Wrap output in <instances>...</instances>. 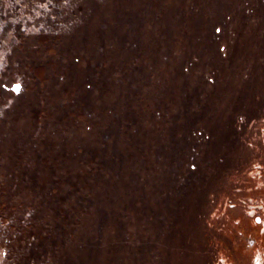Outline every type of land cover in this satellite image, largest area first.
Instances as JSON below:
<instances>
[{
    "label": "rangeland",
    "instance_id": "rangeland-1",
    "mask_svg": "<svg viewBox=\"0 0 264 264\" xmlns=\"http://www.w3.org/2000/svg\"><path fill=\"white\" fill-rule=\"evenodd\" d=\"M148 1L147 9H140L141 0H127L126 5L120 4L123 17L129 15L133 20L140 17L146 22L147 49L152 51L151 55L153 51L156 53V48L177 49V53L187 48L196 58L193 65L188 64L191 70L186 71V66L184 72L179 74L172 71L171 65L174 66V63L170 61V67L166 66L168 70L164 69V73H161V84L148 86L151 93L154 92L149 104L158 105L166 98L168 100L164 104H168L167 108L185 111L189 110V106L198 109L208 97L207 111L201 118L208 124L230 123L237 119L238 113L248 116L251 113L259 114L264 105V0H156L158 4L154 9L151 5L154 0ZM113 3L112 0H0V187L7 188L6 191L2 188V198L9 202L6 208L0 206V264H13L12 261L14 264H51V261L52 264H60L59 259L56 261V255L62 258L76 256L83 248L78 244L71 246L78 239L71 240L64 233V244L59 254H49L51 250H47L42 257L48 262L33 263L32 255L37 251L35 229L39 232V229L46 227L55 205L51 192L46 189L56 185L58 191L64 193L69 187L62 171L54 174L43 171L45 165L40 159L45 153H41L42 149L46 150L47 145H58L65 150L68 146L67 151L70 149L77 153L76 148L85 142L82 141L77 122H52L48 116L44 118L36 110L43 104H50L47 97L49 91L58 88V84L66 85L68 80L61 78V75H66V79L68 76L71 84L84 85L85 69L80 66L82 57L90 42L94 44L91 50L102 48V30H99L97 15L94 14L103 7L105 11H110L115 5ZM125 11L128 14L124 15ZM227 17H230L228 21ZM121 22L124 23L123 19ZM88 27H91L90 36L87 35ZM117 31L121 34L115 38L126 36L135 42L141 39L137 36L139 29L134 35L129 32V27H120ZM113 32L108 30L105 34L111 37ZM152 33L160 36L162 41L159 44L151 40ZM119 38L112 42V48L117 57L122 58L128 39L125 42V39ZM45 39L47 42H44ZM137 45L141 46L142 41ZM50 59L59 61V68L57 65L55 69L52 66L41 69L39 64H45ZM148 60L151 61L150 58ZM176 69L179 70V67L173 70ZM42 75L51 78L56 87L44 81ZM213 76L216 82L210 81ZM15 82H20L18 91L13 88ZM168 91H174L175 95H168ZM51 92L53 94L54 91ZM158 116L155 118L159 119ZM146 123L141 124L142 129ZM241 126V142H232L224 157L230 166L237 168L249 162L254 153L264 159V114L253 120L243 117ZM163 132L167 134L164 128ZM91 137L95 139L94 131ZM157 158L151 154L147 156L149 173L157 172L161 160ZM23 161L30 165L26 172L19 166ZM231 172L224 174L219 181L214 178L207 188L204 186L196 191L191 202L194 203L193 215L188 220L189 228L186 231L189 244L183 246L186 252L179 255V264H207L205 246L201 240L206 226L201 215L208 210L207 192L210 189L213 192H227L232 182L233 185L244 186L248 181L244 180L245 174ZM141 175L145 176L141 172L140 179ZM247 175L254 180V184L236 188L241 193L240 204L227 201L220 210H229L235 216H246L247 220L240 229L262 238V242L253 250L254 245L249 246L244 240L240 250L246 254L253 250L251 264H264V242L260 237V233L264 232V164L259 161L253 163ZM122 221L118 226L112 224L109 231L104 228L99 237L103 244L94 247L96 257L91 256L84 264H101L100 257L113 256L111 249L116 250L117 247L108 249L110 243L120 241L128 244L133 228ZM121 227L125 231L119 235ZM228 228L226 231L232 235L236 226L230 224ZM42 232L47 230L44 228ZM95 237L94 232L91 239L95 240ZM46 241L39 243L46 245ZM222 246L227 250L229 245L225 242ZM122 255L126 257L122 263L131 264L128 254L125 252ZM220 264L232 263L227 257H221Z\"/></svg>",
    "mask_w": 264,
    "mask_h": 264
},
{
    "label": "trees",
    "instance_id": "trees-1",
    "mask_svg": "<svg viewBox=\"0 0 264 264\" xmlns=\"http://www.w3.org/2000/svg\"><path fill=\"white\" fill-rule=\"evenodd\" d=\"M112 2L115 4L113 10L105 11L103 7L94 14L97 15L99 30H102V48L91 50L94 44L90 42L82 57L80 66L85 69L84 85L81 87L79 83L71 84L68 76L66 79V75H61V78L68 80L66 85L58 84V88L51 90L54 91L53 94L49 91L47 97L50 104H43L36 110L40 116H48L52 122H77L82 141L85 142L81 141L76 148L77 153L70 149L67 151L68 146L65 150L58 145H47L46 150L42 149L41 153H45L40 159L45 165L43 171L51 174L62 171L69 187L64 193H60L56 185L46 189L51 192V200L55 205L53 212L49 214L51 219L44 227L47 232H42L44 228L39 229V232L35 229L34 243L37 244V251L32 255L33 263L46 261L42 256L47 250H51L49 254H57L64 244L65 233L71 240L78 239L71 246L78 244L83 248L76 256L62 258L56 255V261L59 259L60 264H84L91 256L96 257L94 247L103 244L99 237L104 228L109 231L112 224L118 226L121 224L120 220H123L122 223L125 221L133 228L131 240L126 245L120 241L110 243L108 249L117 248L111 249L113 256L100 257L101 264H125L122 263L126 258L122 255L125 252L131 264H179V255L186 252L183 246L189 244L186 231L189 228L188 220L193 215L194 203L191 202L196 191L204 186L207 188L215 179L219 181L229 171L245 174L244 180L253 185L254 180L247 175L250 166L257 161L264 164V159L259 158L257 153L243 167L238 168L230 166L227 158L224 159L232 142L242 139L243 117L252 120L261 118L264 105L259 111L260 115L238 113L234 121L219 125L208 124L201 119L207 111L206 104L210 101L208 97H205L204 105L198 109L189 106V110H183L184 113L167 108L168 104H164L167 103L166 98L160 99L163 107L161 103L154 106L149 104L154 92L151 93L148 86L161 84V73H164L167 65L170 67V61L174 63V66L171 65L172 71L179 74L184 72L188 64L193 65L196 58L187 48L179 53L177 49L172 51L156 48V53L153 51L151 55L152 51L147 49L146 22L140 20V17L133 20L129 15H121V4L127 3V0ZM148 2L150 1L141 0L140 9H147ZM153 2L155 5L152 3V8L158 4L156 0ZM125 14L128 13L125 11ZM228 18L230 17H227V21ZM122 19L124 23L121 22ZM132 26L137 28H131ZM120 27H129L132 35L139 29L137 36L141 39L138 42L142 41L141 47L137 45L138 42L126 36L118 37L120 40L125 39V42L128 39L122 58L117 57L112 48L114 41H118L116 35L121 34L117 31ZM108 30L114 31L111 33L113 36L105 34ZM89 34L91 27L87 35L90 36ZM150 36L153 42L157 41L159 44L162 41L156 34L152 33ZM58 62L50 59L39 65L44 70L47 66L55 69L57 65L59 68ZM175 67H179V70H173ZM187 70L191 68L188 67ZM41 78L56 87L51 78L46 75ZM210 81L216 82L215 76ZM173 92L168 91L167 94L175 95ZM157 115L159 119L155 118ZM145 122L147 123L142 129L141 124ZM163 128L167 134L163 132ZM93 131L95 139L91 137ZM149 154L161 158L155 173L147 171ZM26 161L19 165L25 172L30 169ZM141 172L145 175H141L142 179ZM231 184L225 193L213 192L211 189L207 192L208 210L201 215V220L206 222L201 240L205 246L207 264H220L221 257H227L232 264H251L252 251L262 242V238L240 229L247 220L245 215L235 216L229 210H220L227 201L240 204L241 193L236 188H243L247 184ZM2 188L4 191L7 189L0 187V206L6 208L8 199L2 198ZM230 224L236 226L232 235L226 231ZM124 229H119V235L123 234ZM94 232L96 237L92 240ZM260 237H263L264 242V232L260 233ZM244 240L249 246L254 245L248 254L240 250ZM43 241H46V245L40 244ZM225 242L229 245L227 250L222 246ZM12 263L14 264L13 261Z\"/></svg>",
    "mask_w": 264,
    "mask_h": 264
},
{
    "label": "water",
    "instance_id": "water-1",
    "mask_svg": "<svg viewBox=\"0 0 264 264\" xmlns=\"http://www.w3.org/2000/svg\"><path fill=\"white\" fill-rule=\"evenodd\" d=\"M17 86L20 87V82H15L14 85H13V88H14L16 91H18V90H17ZM18 89H19V88H18Z\"/></svg>",
    "mask_w": 264,
    "mask_h": 264
},
{
    "label": "snow or ice",
    "instance_id": "snow-or-ice-1",
    "mask_svg": "<svg viewBox=\"0 0 264 264\" xmlns=\"http://www.w3.org/2000/svg\"><path fill=\"white\" fill-rule=\"evenodd\" d=\"M19 86H17V90H18Z\"/></svg>",
    "mask_w": 264,
    "mask_h": 264
},
{
    "label": "flooded vegetation",
    "instance_id": "flooded-vegetation-1",
    "mask_svg": "<svg viewBox=\"0 0 264 264\" xmlns=\"http://www.w3.org/2000/svg\"><path fill=\"white\" fill-rule=\"evenodd\" d=\"M259 259V258H258Z\"/></svg>",
    "mask_w": 264,
    "mask_h": 264
}]
</instances>
